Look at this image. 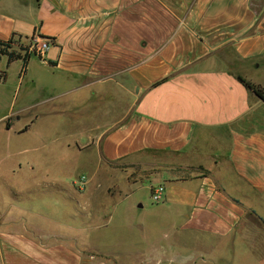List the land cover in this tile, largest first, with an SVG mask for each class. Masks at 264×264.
Segmentation results:
<instances>
[{"label":"crops","instance_id":"crops-1","mask_svg":"<svg viewBox=\"0 0 264 264\" xmlns=\"http://www.w3.org/2000/svg\"><path fill=\"white\" fill-rule=\"evenodd\" d=\"M258 2L0 0V40L51 38L35 78L42 104L66 105L42 114H68L82 126L86 141L75 146L97 149L98 166L106 165L99 173L109 180L113 166L150 167L151 186H164L159 210L179 214L174 234L208 248L176 256L181 247L159 241L147 253L138 239L121 252L101 248L86 237L95 213L80 203L87 183L79 193L58 187L77 205L74 224L62 229L29 215L44 212L0 205V264H91V252L135 262L264 264V101L238 79L264 89ZM118 192L121 204L129 193ZM124 227L138 234L141 225Z\"/></svg>","mask_w":264,"mask_h":264},{"label":"rangeland","instance_id":"rangeland-1","mask_svg":"<svg viewBox=\"0 0 264 264\" xmlns=\"http://www.w3.org/2000/svg\"><path fill=\"white\" fill-rule=\"evenodd\" d=\"M253 4L260 7L258 0H253ZM30 59V73L26 76L20 74L21 59L7 68L0 65V70L7 73L6 80L0 82V205L7 208L10 204L14 211L21 207L44 212L29 215L32 221L62 229L66 224H74L77 205L73 199H64L58 187L79 193L88 183L91 190L80 203L86 211H95L92 229L86 234L92 243L110 252H121L138 239L148 245V253L155 242L164 241L181 247L174 252L176 256L205 252L206 246L191 244L182 235L174 234L170 223L179 214L159 210L164 198L160 202L150 198V167L139 164L125 171L120 165L113 166L117 172L111 174L113 177L109 180L111 178L99 173L98 168L103 170L106 165L98 166V150L75 146V143L84 144L86 141L87 134L82 132V126L70 124L68 114H42L52 106L60 108L66 104L59 100L42 104L44 97L40 94L41 86L37 84L35 75L43 73V65L37 55ZM12 112L16 113L2 121ZM59 120L62 123H58ZM26 124L30 125L29 129L20 131ZM82 177L85 178L83 185L80 184ZM136 181L140 182L139 187L131 184ZM118 191L129 193L121 204H116ZM106 192L116 195H106ZM140 202L144 203L143 208L137 207ZM126 223L141 225L138 234L135 230L128 232L124 227ZM91 253L94 255L91 264L168 263L157 258H141L135 262L116 254Z\"/></svg>","mask_w":264,"mask_h":264},{"label":"trees","instance_id":"trees-1","mask_svg":"<svg viewBox=\"0 0 264 264\" xmlns=\"http://www.w3.org/2000/svg\"><path fill=\"white\" fill-rule=\"evenodd\" d=\"M32 38V37H30ZM28 39V38H25ZM48 40H50L51 38H46ZM15 41L12 38H9L8 40L2 41L0 40V59L2 56H6L7 58V64L15 61V60H22L23 62V66L20 70V73H24L26 70V65L28 60L31 58L32 55H37L39 58H41L42 56L39 55L37 52L33 51L30 52L27 50L26 47H24L22 44H18L16 45L15 48H13V43ZM24 51V52H23ZM49 64L53 65L52 61H48ZM6 76V72L2 71L0 73V82L3 81L5 79ZM238 79L239 81L249 90H251L257 97H259L261 100L264 101V89L249 81L246 80L244 77L238 75ZM28 128V126L26 125L22 131H25ZM263 223H264V219H262Z\"/></svg>","mask_w":264,"mask_h":264},{"label":"built area","instance_id":"built-area-1","mask_svg":"<svg viewBox=\"0 0 264 264\" xmlns=\"http://www.w3.org/2000/svg\"><path fill=\"white\" fill-rule=\"evenodd\" d=\"M17 41L19 42H16L15 43L16 45L22 44L24 47L27 48L28 51L30 52L35 51L41 56L44 54L45 50H47L48 46L50 45L49 40L39 37L30 38L27 42H24L25 40H17ZM15 44H13V46H16ZM84 182H85V178L82 177L80 184L83 185ZM150 198L154 202L162 201V199L164 198V186L162 184H156L151 186Z\"/></svg>","mask_w":264,"mask_h":264}]
</instances>
